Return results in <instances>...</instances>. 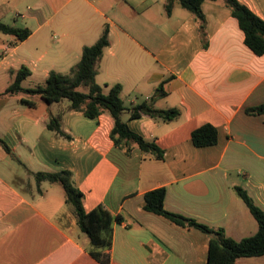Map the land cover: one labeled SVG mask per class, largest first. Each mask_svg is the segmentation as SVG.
Instances as JSON below:
<instances>
[{"label": "crops", "instance_id": "0c3cea01", "mask_svg": "<svg viewBox=\"0 0 264 264\" xmlns=\"http://www.w3.org/2000/svg\"><path fill=\"white\" fill-rule=\"evenodd\" d=\"M264 20V0H239ZM168 0H0V21L27 28L19 42L0 31V264H100L90 254L60 184L38 183L37 173H73L91 212L105 205L114 223L109 264H208L209 237L145 210V195L165 188V209L223 230L235 241L254 236L259 224L237 188L264 211V56L245 44V34L225 2H205L201 22ZM109 27L96 81L109 94L123 87L127 109L154 101L159 110L176 109L172 122L149 116L123 119L129 128L165 151V158L134 148H115L109 114L96 120L71 111L63 101L3 95L22 69L30 89L52 72L68 74L83 50ZM165 97L156 98L159 87ZM25 98L35 107L23 104ZM61 117L66 139L48 129ZM213 125L215 146L197 148L195 130ZM64 196L62 194V190ZM236 264H264V257Z\"/></svg>", "mask_w": 264, "mask_h": 264}, {"label": "trees", "instance_id": "16d2710c", "mask_svg": "<svg viewBox=\"0 0 264 264\" xmlns=\"http://www.w3.org/2000/svg\"><path fill=\"white\" fill-rule=\"evenodd\" d=\"M218 1L225 2L233 17L238 20L239 26L245 34L247 47L255 55L264 56V20L239 0H168L166 9L168 14H171L175 3L179 2L197 21L201 22V29L203 30L205 23L202 12L203 3ZM0 31L15 36L19 42L28 39L32 33L27 28H15L1 21ZM109 46V27H106L102 37L95 45L84 48L80 62L68 74L52 72L44 85L25 89L23 88V82L31 75L30 71L25 68L18 72L15 82L3 95H23L29 98L41 97L49 105L66 100L70 103L69 109L71 111L83 113L90 120H96L103 114H109L115 121L111 139L117 150L123 152L126 156H130L133 149L138 148L145 154L163 160L165 151L156 142L147 141L134 133L123 119V116L129 111L130 119L149 116L156 120L172 122L178 119L180 111L176 109L159 110L155 107L154 101H146L127 109L122 99L123 87L121 85L114 86L109 94H105L96 78L99 74V64L104 51ZM165 96L163 87L160 86L156 98ZM21 102L29 107H35V103L28 99L23 98ZM247 113L253 116L264 115V106L250 109ZM48 129L60 137L71 139L62 129L60 116L51 119ZM192 141L197 148L215 146L219 142L218 130L213 125H204L193 132ZM0 145L8 153H11V149L3 140H0ZM35 176L39 184L49 182L60 184L63 187L66 202L72 206L81 232L86 234L91 241V256L100 264H109V253L113 245L114 223H122V218L115 217L103 204L93 211L87 212L84 208L85 196L75 186L73 173L70 171L41 172ZM236 190L259 224V230L254 236L241 241L228 238L223 230H214L193 219L168 212L165 209L167 196L165 188L150 191L145 195V210L163 216L179 226L196 228L204 232L209 237L208 264H236L240 259L264 257V211L257 206L246 190L242 188Z\"/></svg>", "mask_w": 264, "mask_h": 264}, {"label": "rangeland", "instance_id": "374dc122", "mask_svg": "<svg viewBox=\"0 0 264 264\" xmlns=\"http://www.w3.org/2000/svg\"><path fill=\"white\" fill-rule=\"evenodd\" d=\"M0 89H2V88H0ZM1 91V90H0ZM62 190V189H61ZM62 194H63V196H64V192H63V190H62Z\"/></svg>", "mask_w": 264, "mask_h": 264}]
</instances>
